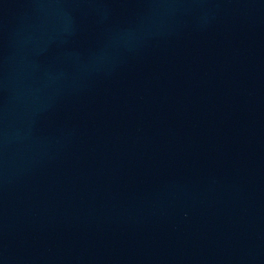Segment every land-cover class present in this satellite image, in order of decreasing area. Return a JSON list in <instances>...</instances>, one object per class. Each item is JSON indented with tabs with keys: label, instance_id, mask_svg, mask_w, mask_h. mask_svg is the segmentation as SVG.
I'll list each match as a JSON object with an SVG mask.
<instances>
[{
	"label": "water",
	"instance_id": "95a60500",
	"mask_svg": "<svg viewBox=\"0 0 264 264\" xmlns=\"http://www.w3.org/2000/svg\"><path fill=\"white\" fill-rule=\"evenodd\" d=\"M0 264H264V0H0Z\"/></svg>",
	"mask_w": 264,
	"mask_h": 264
}]
</instances>
